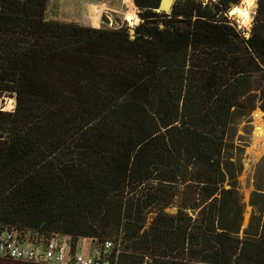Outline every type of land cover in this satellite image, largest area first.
<instances>
[{
    "label": "trees",
    "instance_id": "1",
    "mask_svg": "<svg viewBox=\"0 0 264 264\" xmlns=\"http://www.w3.org/2000/svg\"><path fill=\"white\" fill-rule=\"evenodd\" d=\"M243 1L133 0L132 40L0 0V93L17 100L0 112V230L112 242L117 264H264V187L243 230L227 156L234 120L264 112V0L249 34L229 17Z\"/></svg>",
    "mask_w": 264,
    "mask_h": 264
},
{
    "label": "rangeland",
    "instance_id": "2",
    "mask_svg": "<svg viewBox=\"0 0 264 264\" xmlns=\"http://www.w3.org/2000/svg\"><path fill=\"white\" fill-rule=\"evenodd\" d=\"M202 1L209 3L217 0ZM244 1L237 8L249 10L250 24L245 25L242 18L233 11L229 17L238 25L239 30H244L249 34L256 15L258 0L251 10L247 9ZM51 3L49 20L76 21L83 25H91L92 21L97 18L99 19V23L96 24L99 25L98 27L115 30L128 26L127 19L134 17L133 0H51ZM10 104V100H5L6 108H9ZM258 116H262V119L258 120ZM258 130L264 131V112L261 109H257L243 119H235L229 137L233 149L227 152V156H233L234 159L231 161L234 162L236 159H241L243 166L242 172L237 176L238 189L246 206L243 230L249 226L254 213L253 207L250 206L252 194L257 186L264 187V136L260 139ZM177 211L176 207L167 210L170 214H176ZM190 215L195 217L192 212ZM93 249H97L95 244Z\"/></svg>",
    "mask_w": 264,
    "mask_h": 264
},
{
    "label": "built area",
    "instance_id": "3",
    "mask_svg": "<svg viewBox=\"0 0 264 264\" xmlns=\"http://www.w3.org/2000/svg\"><path fill=\"white\" fill-rule=\"evenodd\" d=\"M134 17L127 19L130 29L141 25L138 10L134 7ZM5 100H10L9 108ZM17 107L15 96L0 93V112L14 113ZM88 239L76 246L72 237L54 235L51 238H34L30 234L13 229L0 230V259L22 264H117L120 254L112 242L97 246ZM94 253V255H93Z\"/></svg>",
    "mask_w": 264,
    "mask_h": 264
},
{
    "label": "bare ground",
    "instance_id": "4",
    "mask_svg": "<svg viewBox=\"0 0 264 264\" xmlns=\"http://www.w3.org/2000/svg\"><path fill=\"white\" fill-rule=\"evenodd\" d=\"M256 1L257 0H245L244 2L246 4V6H247V9L251 10V9H253L255 7ZM233 13H236L237 15H239L242 18L243 23L245 25H249L250 24V22H251V14H250L249 10H242V9L236 8V9L233 10ZM129 20H132V18L129 19ZM261 119H262V116H258V120H261ZM263 136H264V131H259L258 132V137L261 139Z\"/></svg>",
    "mask_w": 264,
    "mask_h": 264
},
{
    "label": "water",
    "instance_id": "5",
    "mask_svg": "<svg viewBox=\"0 0 264 264\" xmlns=\"http://www.w3.org/2000/svg\"><path fill=\"white\" fill-rule=\"evenodd\" d=\"M177 0H162L160 7L158 9V12L160 13H170L173 10V7L175 5ZM130 35L131 39L135 40L136 39V30L135 29H130Z\"/></svg>",
    "mask_w": 264,
    "mask_h": 264
},
{
    "label": "crops",
    "instance_id": "6",
    "mask_svg": "<svg viewBox=\"0 0 264 264\" xmlns=\"http://www.w3.org/2000/svg\"><path fill=\"white\" fill-rule=\"evenodd\" d=\"M97 20H98V22H97ZM92 22H93V24H91V25L87 24V25H84V26L91 27V28H100V27H98L99 25L98 26L96 25L97 23H99V19L96 18V20L94 19V21H92ZM80 24H82V23H80Z\"/></svg>",
    "mask_w": 264,
    "mask_h": 264
}]
</instances>
